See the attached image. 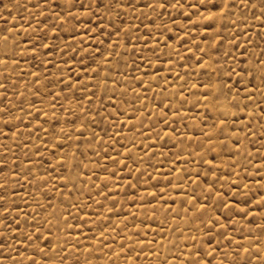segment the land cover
Listing matches in <instances>:
<instances>
[{"label": "rangeland", "instance_id": "1", "mask_svg": "<svg viewBox=\"0 0 264 264\" xmlns=\"http://www.w3.org/2000/svg\"><path fill=\"white\" fill-rule=\"evenodd\" d=\"M0 264H264V0H0Z\"/></svg>", "mask_w": 264, "mask_h": 264}, {"label": "bare ground", "instance_id": "2", "mask_svg": "<svg viewBox=\"0 0 264 264\" xmlns=\"http://www.w3.org/2000/svg\"><path fill=\"white\" fill-rule=\"evenodd\" d=\"M260 16V15H259ZM255 23V22H254ZM255 25V24H254ZM117 42V41H116ZM28 55V54H27ZM106 61V60H105ZM108 68V67H107ZM190 116V115H189ZM189 116H188V118H189ZM62 185V184H61ZM187 192V191H186ZM158 230V229H157ZM181 252H182V250H181ZM171 257V256H170Z\"/></svg>", "mask_w": 264, "mask_h": 264}]
</instances>
